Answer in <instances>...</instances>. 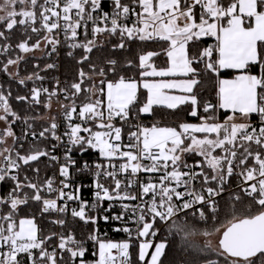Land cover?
I'll use <instances>...</instances> for the list:
<instances>
[{
	"label": "snow or ice",
	"instance_id": "snow-or-ice-1",
	"mask_svg": "<svg viewBox=\"0 0 264 264\" xmlns=\"http://www.w3.org/2000/svg\"><path fill=\"white\" fill-rule=\"evenodd\" d=\"M131 3L137 5L141 10L136 12L131 4L122 3V0H113L114 12L110 17L107 12L99 16L93 15L100 10L101 0H44L43 4H40L39 0H0V12L5 13V15H0V22H6L7 30H12L17 24L28 25L34 33L44 30L47 33L44 40L53 46L59 43L54 35L56 30H63L67 39L75 41L78 36L77 29L86 28L87 21H92L94 35L104 32L119 33L121 42L116 47L121 49L126 46L125 40L166 42L167 47L163 51L168 58L167 68L157 69L149 63L152 57L160 55L159 52L148 51L139 55L141 77L162 78L158 81H142L143 88L148 91V97L146 103L139 108V113H151L154 105H164L169 109H175L180 104L191 103L192 110L189 115L197 117L199 103L194 92L195 87L200 83L198 79L200 70L197 65L202 63L208 72L217 76L224 70H232L237 73L231 80H219L218 107L233 113L223 123L217 122L214 115H208L199 117L201 120L199 124H180L179 131L170 127H138L136 131L129 132L130 142L123 146L118 143L121 140L122 129L116 127L112 121L116 118L124 122L128 121L131 108L137 98L138 83L135 80H125L124 77H121L117 82H107L106 92L104 88L99 89V92L104 94L106 102L102 99H92L95 92L88 89L90 95L87 102L79 106L78 113L75 103L66 108V118L71 119L72 114L77 113L81 120L85 122L98 121L96 127L106 129V131L93 132L90 128H82L80 125L71 126L69 138L72 144H79L85 151L87 148H98L101 155L109 158L114 156L126 158V162L119 166V172L126 173L132 178L141 171L163 172L159 184L153 183L150 179L148 183L140 185L141 204L122 203L121 207L124 212L113 216L112 219L122 220L124 215L130 211L136 222L143 224L142 229H138V235L141 237L149 234L157 218L166 223L171 221L170 227L183 232L185 238L193 236L195 233L186 224L177 223L174 219L179 213L190 209L193 203L205 202V197L197 194L191 188L193 181L202 177L203 184H208L210 180L222 184L226 176L232 175L234 162L238 156L240 165H245L249 157L255 160L253 167L246 168L241 173L246 183L252 182L244 191L249 196L258 194L254 197L256 203L264 207V157L260 151L251 149L252 144L258 146L259 149H264V126L257 129L249 123L235 122L236 113H239L245 120L250 114L258 113L261 120L264 121V91H258L264 90V54L259 50L261 46H264V0H232L227 6L221 0H131ZM16 4H24L28 7L17 12L14 7ZM197 6L201 9L199 23L196 21L194 12ZM37 7L40 8L39 28L32 26L37 21ZM73 10H75L74 13ZM73 14L76 19L72 18ZM130 14L137 17L131 27L119 22L121 18H127ZM17 16L22 18L17 20ZM225 20L226 23H224ZM207 36L215 37L217 43L192 51L191 45ZM0 38H6L4 32H0ZM95 43V40H87L85 43H75L73 46L82 47L86 53H90ZM17 47L27 53L39 48L40 41L30 45L28 40H24ZM4 51H7V47L4 48ZM214 54L215 59H213ZM83 59L87 60L88 56L85 55ZM15 63L18 61L8 60V64ZM110 63L115 65L117 61L111 60ZM252 65L261 67L259 75L251 73ZM48 67L51 68L53 65L50 64ZM4 70H7V65ZM110 70L115 71V69ZM100 74L103 75L104 71L101 70ZM80 75L84 76L85 74L81 72ZM177 75L185 77V79H163ZM72 88L75 90L74 96L83 91L80 83H74ZM172 89H179L184 95H170L166 91ZM41 91L47 92L48 90H32L33 101L38 102ZM18 99L23 100L25 97H18ZM0 101H3L5 112H9L7 100L2 93H0ZM216 107V105L208 103L204 104L203 110L205 113H214ZM10 114L15 115L14 113ZM4 119L6 116H0V120ZM56 127V123L53 122L50 129L54 130ZM50 129L44 131L47 132ZM82 131L89 133V136L79 135ZM6 135L11 136L13 133L8 129ZM40 135L43 136L44 132H41ZM57 139L59 138L57 137ZM186 140L190 143L186 144ZM122 147L127 148V151H121ZM217 149H220L223 154L214 155L213 153ZM239 149H243V152H239ZM184 153H196L204 157V162L214 174L208 176L203 171V165L199 162L196 167H200L202 170L198 173L192 171L191 166L182 161ZM17 155L20 161L28 164L30 161H35L40 156L48 154L36 151L27 156ZM52 158L55 159V157ZM5 159L8 161L9 167L19 168L20 165L15 160L9 157ZM67 159L70 163H74L70 156ZM144 160L150 161V163L144 164ZM169 167H171V171H168ZM181 168H187L188 171H181ZM60 174L67 177V164L61 166ZM6 175L7 170L0 168V181H3ZM97 175L99 176L100 173ZM104 175L113 179L115 188L110 192L103 184L97 182L95 185L97 200L134 201L138 198L137 195L127 191L121 192L122 181L117 178L116 171L105 172ZM11 179L16 180L17 177L12 176ZM133 183L134 180L129 179L126 187H131ZM22 187L34 190V194L30 198L42 203V212L57 211L62 213L66 211V206H57V200L44 199L36 184L21 185L18 182L13 191L9 193L7 200L0 198V204H9L11 209L6 215L0 216V221L6 222V225L0 223V249L4 247L8 249L6 252L0 251V264H20L17 260L20 253H27L32 264H38V261L33 258V249H39V264H45V262L46 264H57L56 251L53 250L49 253L44 247L45 241L50 240L52 236L40 239L33 218L21 219L18 224L14 218L17 207L27 203L29 199L27 195L23 199L16 195ZM45 187L49 192L57 191V199L62 200L65 197L68 200L79 199L78 196L65 193L63 189L53 188L51 180L46 182ZM64 187H68V185L64 184ZM180 187H184L187 191H177V188ZM78 191L79 189H77ZM207 193L209 201L218 194L217 190L211 187L207 188ZM149 195L151 196L150 201H145L144 197ZM185 195H188L189 199L184 200ZM181 200H183L182 204L176 203ZM85 207V202L81 201L79 210L73 209L72 215L85 220V222L95 223L92 217H86ZM146 214L151 215L152 222L146 221ZM104 219L107 221L109 217L105 216ZM54 222L64 223L63 220ZM117 230L131 234L128 228ZM152 235H155L154 231ZM205 235L207 234L205 233ZM93 238L95 239V237ZM69 245H75V248ZM57 247L61 251L69 252L72 258L83 257L85 251L72 235L60 236ZM129 247L127 242L120 244L99 242L97 264H130ZM150 247L152 245L149 242L140 244L139 259L141 262L145 261L148 255L146 250ZM166 247L164 242L157 244L148 264H160V257ZM220 247L230 256L237 258L233 264H238L240 259L245 264H251V257L258 253L264 254V211L233 223L223 233ZM113 249L116 250V255L112 254Z\"/></svg>",
	"mask_w": 264,
	"mask_h": 264
},
{
	"label": "built area",
	"instance_id": "built-area-1",
	"mask_svg": "<svg viewBox=\"0 0 264 264\" xmlns=\"http://www.w3.org/2000/svg\"><path fill=\"white\" fill-rule=\"evenodd\" d=\"M44 3V0H43ZM107 4L106 6L103 4ZM122 3L131 4L132 7L136 9V12H139L141 9L131 3V0H122ZM58 10V9H57ZM75 10H73V13ZM107 12L111 17L114 12L113 0H101V8L97 12L93 13L94 16L102 15V13ZM196 21L199 23V17L201 15V9L197 6L194 9ZM73 19L76 17L73 14ZM55 19V18H53ZM137 17L135 15H129L127 18H121L120 23L126 24L129 27L133 25L136 21ZM83 23V22H82ZM63 24V21H61ZM103 27L104 25H100ZM111 26L110 24L108 25ZM93 23L92 21H87V26L81 27L77 29L78 36L76 40L67 39L63 30H56L54 35L59 43L55 46L47 44L44 40L43 44L45 45L42 53L40 55L44 56L45 59H48L49 62L46 63L41 69H39L36 73H31L25 76H18L16 80L18 82L23 81L22 83H31V86L27 88V97L33 101L32 99V90L33 89H47V92L41 91L38 102L41 106L45 107L44 113L37 114L36 116H30L29 114H15L12 119L9 121L11 132L13 135L8 139H3L4 134L0 133V168H5L7 170V175L3 181H0V198L7 200L9 193L13 191L15 188L14 185H11L10 182H14L17 184L18 182L21 185H27L29 183L36 184L40 188V194L44 199H55L57 200V206H66L65 212H57V211H49L41 213L46 215L51 220V228L52 235L51 240L45 246L46 250L51 253L53 250L56 251V259L57 264H97L99 260V242L103 243H129L130 247L128 249L130 264L135 263V248H137V258L139 260L138 264H148L149 256L151 255L154 247L159 243L160 238L162 237L164 227L170 223L161 221L159 218L155 220L153 223V228L150 229L149 234L146 236H139L138 229H142L143 224H138L136 222L135 217L129 211L122 220H114L113 216L120 215L124 212L121 207L122 203H128L130 205L141 204L142 201L139 199L140 195V185L146 184L151 179L153 183L159 184L160 176L163 172L157 173H147V172H138L134 178L130 177L126 173L119 172V166L122 163L126 162V158L119 157H106L101 155L98 148H87V150H82L79 144H72L69 133L71 131V126L80 125L82 128H90L93 132L96 131H106V129H100L96 127L98 121H83L78 118L77 113L79 112V106L82 105L77 97L79 95H73L74 89L72 85L74 83H80V81H69L64 76V64L63 58L64 55L68 56H76L80 52L81 47H74L75 43H85L87 40H95V46L100 47L105 46L112 42V39L115 37L121 39L119 33L109 34L108 32L93 34L92 32ZM47 34V33H46ZM70 35V33H69ZM212 37V36H211ZM215 39V38H214ZM216 40V39H215ZM150 41H159V40H150ZM55 47V50H53ZM85 50V49H84ZM6 53V51H4ZM111 60H116L114 58H108L103 61V64L100 66L99 76L102 77L101 81L95 78V75H88V77L93 79L94 85L91 88L94 92L99 83L102 82L105 75L107 74L108 69L116 67L118 63L115 65L111 64ZM53 65V67L49 68L48 65ZM101 70L104 71V74L101 75ZM30 77V78H29ZM40 77V78H37ZM121 77L125 79L131 78L127 77L123 74L118 75V81ZM107 82H111L110 80H106L105 86L100 87L107 91L106 85ZM0 93L1 90H0ZM51 93H55L54 95H50ZM7 100L8 109H10V103L8 96L2 93ZM102 94V93H101ZM99 96H102V100L106 98L103 95L96 94L92 96V99H100ZM75 103L77 106V113H73L71 119L66 118L65 111L67 107H71ZM217 104L213 101H207L205 104ZM0 108L4 110L3 101H0ZM5 111V110H4ZM18 117V118H17ZM55 122L57 127L54 130L50 129L51 124ZM150 119L146 116L141 115L138 111H134L133 107L131 108L130 116L127 122L116 118L112 121V123L116 127H120L122 129L121 140L118 142L122 146L127 145L129 141V132L136 131L138 127L148 128ZM246 123H249L252 127L259 129L261 126H264V121L261 120L260 115L257 113L253 118L249 119ZM45 129H50L45 132ZM251 130V129H249ZM44 132V135L41 136L40 133ZM79 135L88 137L89 133L80 132ZM57 137L59 139H57ZM43 141L44 146L42 148L43 152H46L48 155L47 163L50 168V172L46 178L42 174H38V169L35 171L34 179H31L26 173H23L22 163L18 159V155L24 156L21 152L25 145ZM7 149V151H5ZM121 151H127V148L122 147ZM45 156V155H44ZM71 157V161L74 163H70L67 157ZM6 157L15 160L20 166L19 168L9 167L8 161L5 159ZM52 157H55L53 159ZM187 165L191 166L192 171L200 172L202 169L200 167H196L198 160H182ZM144 164L150 163V161L144 160ZM170 163V162H169ZM68 165V175L67 177L61 176L60 168L62 165ZM100 166L99 168L97 166ZM115 167H112V166ZM254 165H240L239 158L234 162L233 173L231 177L235 179V184L231 185L230 188H226L223 185H220L218 188L213 186H209L203 184L202 177L197 178L193 181L191 188L195 190L197 194H201L205 197V202H197L193 203L190 209L185 210L184 212L179 213L174 219L182 217V218H198L205 219L208 217L209 212L217 206L219 197L224 192L234 191L236 189H240L246 196L250 199L256 201L254 197L258 194H254L253 196H249L246 194L244 189L248 188V184L252 182L246 183L244 181L242 172L245 171L246 168H251ZM258 167V166H257ZM171 167L168 168V171H171ZM116 171L118 173L117 178L122 181L121 192L127 191L129 193L137 195V199L134 201L131 200H97L95 187L96 183L99 182L104 185V187L108 188L110 192L115 188L114 181L111 177L104 175L105 172ZM181 171H188L187 168H181ZM97 173H100L98 176ZM12 176L17 177L16 180L11 179ZM39 176V177H38ZM22 177L25 180L21 179ZM229 176L225 179V182L228 183ZM133 179L134 183L131 187H126L128 184V180ZM51 180L52 186L55 189H63L65 193L72 194L78 196L79 199L68 200L67 197L64 199H57L58 192L51 191L49 192L45 187L46 182ZM63 181V183H62ZM64 184H67L68 187H64ZM173 186H175L173 184ZM211 187L216 189L218 194L214 195L211 200L208 199L207 188ZM77 189L79 191L77 192ZM177 191L186 192L187 190L184 187L177 188ZM34 194V190L29 187H22L17 191L16 195L23 199L25 195L29 197L28 201L37 202L30 197ZM151 196L144 197L145 201H150ZM175 199V198H174ZM189 199L188 195L184 196V200ZM81 201L85 202V215L86 217H92L95 220V223L80 219L79 217H74L72 215V210H79ZM177 204H182L183 200L176 201ZM24 204L19 205L18 207ZM0 204V212H1ZM17 207V208H18ZM42 209V208H41ZM201 213L203 214L201 216ZM107 216L109 219L106 221L104 217ZM26 218V217H25ZM22 218V219H25ZM27 218H33L35 220L36 226L38 228V237L39 235V223L36 220V213H33L32 216ZM63 220V224L55 223L54 221ZM146 221L152 222V217L150 214H146ZM128 228L130 229L131 234L126 231H118L117 229ZM155 232V235H152V232ZM68 235H72L74 239L79 243L80 247H82L84 251L83 257L72 258L70 253L67 251H61L57 245L59 244V237ZM95 237V239L93 238ZM41 239V238H40ZM99 241V242H98ZM142 242H149L152 247L146 250L148 255L145 258L144 262H141L139 259V251L140 244ZM165 242V241H164ZM75 248V245H69ZM0 251H8L7 247L0 249ZM33 251V250H32ZM25 253H20L17 256V260L20 264H32V260L23 255ZM112 254L116 255V250H112ZM33 258L38 261L39 264V255L35 258L33 254ZM46 264V262H45Z\"/></svg>",
	"mask_w": 264,
	"mask_h": 264
},
{
	"label": "trees",
	"instance_id": "trees-1",
	"mask_svg": "<svg viewBox=\"0 0 264 264\" xmlns=\"http://www.w3.org/2000/svg\"><path fill=\"white\" fill-rule=\"evenodd\" d=\"M221 2L227 6L232 0H221ZM40 4H43V0H39ZM107 5V4H103ZM40 8H36L37 21L34 27H40L39 19ZM19 20V17H16ZM226 20L224 21V23ZM250 23V21H249ZM0 32H4L6 38H0V90L2 93L6 94L10 103V112L7 114V120L10 121L13 117L12 114H29L30 116H36L37 114L44 113L45 107L41 106L40 103L33 102L27 97V88L31 86V83H21L16 80L18 76H25L31 73H36L41 69L46 63L49 62L42 55H26L17 47V45L24 40H28V43L35 44L38 40L41 41L46 32L41 30L39 33H34L31 31V27L28 25L17 24L12 30H7L6 22L0 23ZM86 42V41H84ZM121 42V39L114 38L112 42L106 44L105 46H100L92 49L90 53H86L84 48H80V52L76 56L64 55V76L69 81H80L81 91L77 97L78 101L83 104L87 102V98L90 93L87 91L91 89L94 85L93 79L88 77V75L99 74L100 66L103 61L108 58L117 59L118 65L116 67L110 68L115 69L112 71L108 69L107 74L102 80L103 83H99L97 86L104 87L106 80L111 82H116L118 75L123 74L127 77H132L136 80H140L142 77L140 75L141 69L139 67V55L146 53L148 51L159 52L160 55L151 58L149 63H152L156 67H166L168 65V58L164 54V49L167 47V43L163 41H140L138 39L125 40V47L123 49L116 47ZM216 40L211 37H202L200 40L195 41L191 45L192 51L197 49H203L209 47L210 45H215ZM7 47L6 53H4V48ZM262 54H264V46L260 49ZM87 55L88 59L84 60L83 57ZM17 60V70L15 75H10L8 68L5 71L4 67L8 60ZM215 59V54L213 56ZM200 70L198 79L200 83L195 87L194 92L196 94L199 110L198 116L193 117L189 115L192 110L191 103H186L176 107L175 109H169L167 107L155 106L153 107L152 113L147 115L150 119L148 127H170L179 129V125L183 122L190 120H200L199 117L214 115L215 119H225L229 114L228 111L218 109L216 107L214 113H205L203 106L207 101H213L218 103V87L219 79L221 77H233L237 73L232 70L221 71L219 76L214 73L208 72L204 65L201 63L197 65ZM250 71L256 73L257 75L261 72V67L259 65H252ZM83 72L85 75L81 76L80 73ZM264 91V90H258ZM103 95V94H100ZM18 97H25L21 100ZM101 99L102 96H99ZM146 101V92L144 89L140 88L137 93L136 101L133 105L134 111H138L139 107L143 105ZM44 146L43 141L31 143L25 145L22 150V154L27 156L30 153L42 150ZM251 149L253 151H260L262 157H264V149H259L258 146L252 144ZM239 152H243V149H239ZM221 153V151H218ZM184 160H198L203 165V171L208 175L212 176L213 171L207 167L204 162V157L197 155L196 153H184ZM238 158H240L238 156ZM47 157L40 156L35 161H30L28 164L22 163L23 173H26L31 179L35 177V171L38 169V174H42L44 178L50 172L48 167ZM245 165H255V160L252 157L247 159ZM39 177V176H38ZM228 176H226L227 178ZM21 179L25 180L24 177ZM203 181V178H202ZM11 185L16 186L14 182H10ZM235 184V179L231 176L228 178V183L225 181L221 184L218 181L210 180L206 185L218 188L220 185L230 188L231 185ZM42 203L28 201L24 205L18 207L14 213V218L17 222L22 218H27L36 213V220L39 223V235L43 239L45 237L51 236V220L44 214L41 213ZM9 204H2L0 216L6 215L10 211ZM264 211V207H261L255 200L250 199L246 196L240 189H236L230 192H224L218 199L217 206L213 208L207 218H176L177 223L186 224L187 227L192 230L195 235L200 234H210L230 223L229 225L238 222L240 219L249 218L258 215L260 212ZM0 223H5L0 221ZM171 222L168 223L162 233L160 241H165L167 247L160 258V264H233L232 257L229 254H223L219 251L213 250L206 244L200 243L194 240L193 236L185 238L184 233L177 231L175 228L170 227ZM228 225V226H229ZM51 240V239H50ZM50 240H46L44 247ZM34 257L39 255V249H33ZM135 263L138 264L139 260L137 258V248L134 251ZM27 259L28 254H23ZM251 264H264V254H258L250 258ZM244 264V263H238Z\"/></svg>",
	"mask_w": 264,
	"mask_h": 264
},
{
	"label": "rangeland",
	"instance_id": "rangeland-1",
	"mask_svg": "<svg viewBox=\"0 0 264 264\" xmlns=\"http://www.w3.org/2000/svg\"><path fill=\"white\" fill-rule=\"evenodd\" d=\"M14 7H15V10L17 12H19L21 9L27 8L28 6L24 5V4H16ZM0 15H5V13L4 12H0ZM17 17H19V19L22 18L20 16H17ZM0 23H3V22H0ZM43 42H44V38L40 41V47L39 48L33 49L32 51L27 52V53L23 52L24 53L23 55L24 56L30 55V54L40 55L42 53L44 47H45V45H41V44H43ZM6 65H7L9 74L10 75H15L16 74V70H17V63L8 64V62H7ZM95 78L98 80L97 82L101 81V79H102V77H100L98 74H95ZM99 89H100V87L97 86L96 90H95V93L100 95L101 93L99 92ZM9 112H10V109H9ZM9 112H5L2 108H0V116H6V119L0 120V133H2V135L4 134L3 139L10 138V136L6 135V131L8 129L11 130L9 121L7 120V114ZM148 128H150V127H148ZM197 135H202V134H197ZM185 143L186 144L190 143V141L186 140ZM218 151H221V150L217 149L213 154L214 155H222L223 154L222 152L218 153ZM183 155L184 154H182V160L184 159ZM230 223L225 224L224 226H222L221 228H219L218 230H216L213 233H210V234H207V235H205V234L193 235V238H194V240H197L200 243L206 244L207 246H209L213 250L219 251V252H221L223 254H228V253L224 252L223 249L220 247V240L222 239L223 233L226 231V229H227V227H228V225ZM154 250H155V247H154L152 252H154ZM150 257H151V255L149 256V260H150ZM232 260L233 261L237 260V258H232ZM241 262L245 264V262L242 259H240L238 263H241Z\"/></svg>",
	"mask_w": 264,
	"mask_h": 264
},
{
	"label": "crops",
	"instance_id": "crops-1",
	"mask_svg": "<svg viewBox=\"0 0 264 264\" xmlns=\"http://www.w3.org/2000/svg\"><path fill=\"white\" fill-rule=\"evenodd\" d=\"M226 23V22H225ZM250 23H251V21H250ZM247 26V25H246ZM213 38H215V37H213ZM216 43H217V41H216ZM152 64V63H151ZM156 67V66H155ZM168 67V65L166 66V67H156L157 69H161V68H167ZM252 74H254V75H257L256 73H253V72H251ZM237 75V74H236ZM235 75V76H236ZM235 76H233V77H221L219 80H221V79H228V80H231V79H233ZM160 79H162V78H160V77H143V78H141L140 80H136V79H134V78H128V79H125V80H135L137 83H138V89H137V93H138V90L140 89V88H142V89H144L145 90V92H146V101H147V97H148V91H147V89H145V88H143V86H142V81L143 80H148V81H158V80H160ZM163 79H176V80H180V79H185V77H182V76H179V75H177V76H175V77H165V78H163ZM117 82V81H116ZM166 91H168L169 92V94L170 95H177V96H179V95H184V93H182L179 89H172V90H166ZM146 101H145V103H146ZM144 103V104H145ZM143 104V105H144ZM184 104H186V103H184ZM143 105H141L140 107H142ZM180 105H183V104H180ZM180 105H178V106H180ZM155 106H162V107H166V106H164V105H154L153 107H155ZM133 107V106H132ZM139 107V108H140ZM217 108L218 109H221V108H219L218 107V103H217ZM139 110V109H138ZM152 110H153V108H152ZM222 110H224V111H228L229 112V114L227 115V117L229 116V115H233V113L230 111V110H225V109H222ZM151 113H152V111H151ZM151 113H140L141 115H143V116H147V115H150ZM257 113H253V114H250V116L247 118V120H245L243 117H241L240 115H239V113H236L235 114V122L236 123H246L249 119H251V118H253L255 115H256ZM227 117L225 118V119H218V120H216L217 122H220V123H223L226 119H227ZM183 123H191V124H199V123H201V120H197V119H194V120H190V121H187V122H183ZM150 128H152V127H150ZM161 128H163V127H161ZM179 131V130H178ZM162 242H164V241H162ZM159 243H161V242H159ZM164 243H166V242H164ZM164 251H165V249H164ZM164 253V252H163ZM162 257V256H161ZM160 257V258H161ZM149 260V259H148Z\"/></svg>",
	"mask_w": 264,
	"mask_h": 264
},
{
	"label": "water",
	"instance_id": "water-1",
	"mask_svg": "<svg viewBox=\"0 0 264 264\" xmlns=\"http://www.w3.org/2000/svg\"><path fill=\"white\" fill-rule=\"evenodd\" d=\"M231 225H232V224H231ZM231 225H229V226L227 227V229H228L229 227H231ZM227 229H226V230H227ZM222 238H223V237H222ZM258 254H259V253H258ZM258 254H257V255H258ZM251 258H252V257H251Z\"/></svg>",
	"mask_w": 264,
	"mask_h": 264
}]
</instances>
